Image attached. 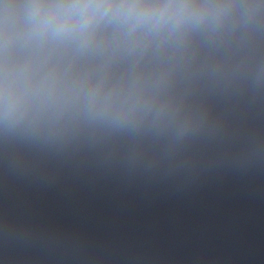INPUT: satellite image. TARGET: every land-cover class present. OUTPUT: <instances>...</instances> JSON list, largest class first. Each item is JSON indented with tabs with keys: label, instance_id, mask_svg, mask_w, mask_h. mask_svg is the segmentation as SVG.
Masks as SVG:
<instances>
[{
	"label": "water",
	"instance_id": "water-1",
	"mask_svg": "<svg viewBox=\"0 0 264 264\" xmlns=\"http://www.w3.org/2000/svg\"><path fill=\"white\" fill-rule=\"evenodd\" d=\"M29 2L0 0V39L3 6L19 27ZM220 2L260 7L166 49L33 67L32 84L53 65L105 88L138 84L166 114L95 123L41 94L39 121H0V264H264V0Z\"/></svg>",
	"mask_w": 264,
	"mask_h": 264
},
{
	"label": "clouds",
	"instance_id": "clouds-1",
	"mask_svg": "<svg viewBox=\"0 0 264 264\" xmlns=\"http://www.w3.org/2000/svg\"><path fill=\"white\" fill-rule=\"evenodd\" d=\"M3 7L0 121L7 127L39 121L45 111L38 101L41 94L58 101L61 116L114 126L162 120L166 106L138 84L105 88L103 82L88 78L58 76L56 65L36 84L29 73L37 63L68 52L107 49L143 54L166 49L202 26L225 24L235 9L255 11L260 6L220 0H30L21 6L26 17L19 27L7 21L12 6ZM15 50H23L25 57L12 59Z\"/></svg>",
	"mask_w": 264,
	"mask_h": 264
}]
</instances>
